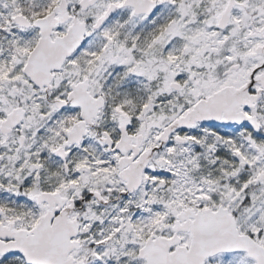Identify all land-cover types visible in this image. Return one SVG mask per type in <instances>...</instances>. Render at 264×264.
Returning a JSON list of instances; mask_svg holds the SVG:
<instances>
[{
    "label": "snow or ice",
    "instance_id": "6c2138e0",
    "mask_svg": "<svg viewBox=\"0 0 264 264\" xmlns=\"http://www.w3.org/2000/svg\"><path fill=\"white\" fill-rule=\"evenodd\" d=\"M0 264H264V0H0Z\"/></svg>",
    "mask_w": 264,
    "mask_h": 264
}]
</instances>
